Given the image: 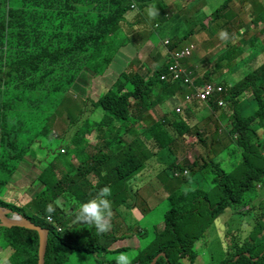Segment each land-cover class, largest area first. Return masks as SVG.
<instances>
[{"label":"trees","instance_id":"16d2710c","mask_svg":"<svg viewBox=\"0 0 264 264\" xmlns=\"http://www.w3.org/2000/svg\"><path fill=\"white\" fill-rule=\"evenodd\" d=\"M12 1L15 2L14 6ZM231 1L224 0L218 9L219 14H215L217 20L210 24L211 28L215 23L223 31H229V23H220L219 18L221 13L229 17L231 9H234L230 5ZM132 4L131 0H0V138L10 135L16 123L22 124L26 115L31 121L42 114L50 115L53 111L50 106H55L56 101H60L59 105L65 101L85 69L100 76L112 63L119 60V48L132 54L133 47H129V44L136 46L135 35L144 36L146 33L144 26L139 24L138 14L131 22L124 18ZM164 6L167 7L165 16H173V6L163 1L162 7ZM259 15L264 22V8L261 6ZM176 20L175 18L167 26L175 35L168 38L163 52H159L161 55L157 51L162 61L156 69L151 70L146 64L147 70L141 73L140 70L145 69L142 63L140 66H131V71L126 69L127 72H121L115 83L106 85V90L95 103L96 108L105 112L104 117L92 124L85 122L81 124V129L74 130L70 138L72 147L60 150V167H46L36 180V183L38 181L44 185V189L37 192L23 207L0 199L1 207L11 209L49 230L46 264H63L68 252L106 255L131 250H110L114 243L127 237L120 228V223L117 222L110 232L99 234L93 225L75 223V213L83 202L95 196L105 186L111 189V196L108 198L113 201V212L117 210L116 205L133 207V204L128 203L130 198H122V195L128 191L129 194L139 191L141 188L132 190L131 182L138 183L137 178L146 170L145 167L153 166L151 158L139 154L137 149L147 143H159L165 150H169L174 138L171 139L170 131L162 130L168 124L174 126V130L182 137L192 130L180 117H175L180 103L175 105L173 117L167 114L159 119L153 113L158 114L156 108L169 99L187 100L185 94L188 85L174 82L173 79L179 72L178 65L183 68L184 62L176 60V55L185 48L182 45L190 32L178 33ZM123 23L127 25L125 28ZM128 25L130 38L127 34L125 38L118 40L117 35L121 31L125 34ZM261 32L251 34L244 44L250 41L251 44H260ZM246 49L247 46L229 49V58L234 54L242 55ZM260 54L262 51L254 56ZM254 60L246 62L250 68L244 70L246 75L240 82H219L227 91L209 100L207 105L213 112L220 113V120L226 128L227 144L222 146V151H228L229 148L234 150L228 153L229 156L240 153V162L232 169L225 170L220 161L211 158L201 168L196 161L187 163L186 172L177 163V159L167 165L165 170L171 172V178L181 179L186 185H183L179 193L175 190V183L165 190L168 200L173 202L165 215V226L161 229L153 225L149 229L145 227L143 233L138 232L141 240L145 236L151 240L148 243L140 241L141 246L136 249L138 256L132 264H152L153 259L161 253L165 255L160 256L156 264H179L174 257L182 256H189L190 264H193L197 258V241L208 237V231L216 226L217 219L226 211H232L233 207L242 213L253 212L250 219L253 227L246 232H227L226 228L233 215L230 213L223 226L225 230L222 238L227 249V259L221 264H264V201L255 203L258 195L250 198L246 196L249 192L258 193V185L264 178V59ZM225 61L229 63L227 56ZM226 68L230 71L231 67L218 61L209 75L198 77L197 84L210 81L212 73H222ZM236 71L239 73L241 70L235 69L229 73ZM193 73L197 76L196 70ZM115 85L116 89H113ZM249 94L250 100L242 101ZM222 98L226 105L219 107L217 103ZM192 102H195V98ZM133 106L138 109H133ZM250 109L252 111L249 113ZM143 111L150 113L145 120L151 122L149 128H144L143 121L135 117L137 115L140 118ZM62 118L69 119L74 126L79 121L69 110ZM122 129L124 133H128V137L120 138L119 132ZM132 132L139 136L134 138ZM89 133L94 135V140L88 139ZM120 139L125 149H118ZM100 140H104L106 145L97 147ZM201 141L205 143L204 140ZM100 143L103 144V141ZM102 148L109 150L110 154L104 155L105 157H111V153L116 151L117 154L113 164L98 169L96 159ZM88 150L95 154L92 155ZM171 156L176 157L174 151ZM40 159L47 162V157ZM1 162L6 165V162ZM208 165L212 167L214 177L208 178L209 188L205 192L192 177H195V171ZM90 176L97 177L99 181L94 184ZM188 177L191 179H187ZM38 186L34 184L33 190ZM145 189L147 192L154 190V187L147 184ZM68 193L77 202L75 206L66 199ZM201 194L204 195L203 200ZM43 201L52 205V212L38 211ZM26 206L34 211L23 213L22 209ZM48 218H52L54 224L48 222ZM55 223L67 229L58 232L59 226ZM75 224L82 227L77 239L71 232ZM113 224L114 220L112 226ZM149 232L152 234L149 235ZM249 235L253 244L246 239ZM39 243L36 231L0 226V264L4 261L8 264H38ZM63 248L66 252L64 255ZM107 262L115 264V259Z\"/></svg>","mask_w":264,"mask_h":264},{"label":"rangeland","instance_id":"374dc122","mask_svg":"<svg viewBox=\"0 0 264 264\" xmlns=\"http://www.w3.org/2000/svg\"><path fill=\"white\" fill-rule=\"evenodd\" d=\"M163 1L167 0H131L136 8H129L125 12V20L131 22L137 16L135 14H138L140 26L143 25L146 29L144 36H141L140 34L135 35L137 37L136 46L132 43L129 44V47H133L131 48L132 54L128 53L126 49L120 50L119 48V51L117 52V54L120 55L119 60L112 63L106 72L100 76L93 71L90 72L88 69H85L72 90L65 97V101L61 105H59L60 101H56L55 106H53V104L50 106L53 109L50 115L43 116L42 114V116L35 121H31L26 115L22 124L20 122L16 123L10 135L0 138V199L8 203L13 202L19 207L27 205L37 192L44 189L42 183L38 181L36 183V180L44 169L49 166H53L55 169L60 167L62 157L60 150L63 147L70 146L69 149L72 147L70 144V138L74 134V130L76 128L81 129V124L85 122L92 124L94 122H99L104 117L105 112L101 108H96L95 103L103 91L106 90V85L111 86L115 83L120 77V73L126 71V69L128 72L131 71V66H140L142 63L145 69H141V73L147 70V65L151 70L156 69L162 61L161 56L157 55V51L158 54L161 55L159 52H163L165 48L164 41L175 35V33L167 27L175 18L177 19L175 26L178 27V33L188 32L191 27H193L196 20L202 22L206 20L207 22L205 23L213 20L214 17L211 14L215 13L218 15V9L224 3V0H202L201 2L200 0H190V4H187L185 1L174 0L175 9L172 11L174 16L167 18L165 16L167 7H162ZM249 2L251 3L252 0H249ZM249 2L248 0H245L247 8L250 7ZM12 5H15L14 1H12ZM230 5L234 6L235 14H237L239 20H241L239 24L237 22L233 24L235 26V31L238 27L246 28L250 26L247 28L244 35L248 38L251 34L256 35L261 32L262 29L264 30V22L261 26H253V24L249 22V19L247 18L249 11H246V9L242 7L239 0H232ZM262 7L264 8V3L262 4ZM238 9H242L243 11L238 12ZM153 10L157 13L155 16L149 14ZM185 11H188L189 14L183 15L182 13ZM201 14H203V16H201ZM133 15L135 16L132 17ZM226 20L227 18L224 15L222 21L225 22ZM156 25L158 26L157 28L155 27ZM122 26L125 28L127 25L123 23ZM197 28L202 29L201 27ZM129 30L130 26L128 25L126 33L124 34L121 31L117 35V39L122 40L127 34L128 38H130ZM197 34L198 33L189 36L184 41L187 46H195L191 61L197 65V63L201 62L205 56H208V58L214 59V63H218L220 55H216V52L213 54L208 52L207 54V52L199 48V45L197 44ZM222 37V32L219 31L216 35V40L220 41ZM259 40L261 41L260 44L253 43L256 47L255 49L253 45L248 46L246 54H249V52L252 51L258 52L264 48V32L261 34ZM241 43L242 42L240 41L236 42V44ZM155 47H157L158 50ZM254 58H257L259 61L264 59V52L257 57H251L248 55L242 56V62H239L242 64L238 65L239 70H241L239 73L238 71L231 73L227 72L226 75L225 73L217 72L212 76L210 81L216 83L227 82L230 84L240 82L246 75L244 70L250 68L246 65V62L249 59L254 60ZM127 66L128 68H126ZM113 89H116V85ZM188 90L187 94L192 91L190 85L188 86ZM249 95L246 98L244 97L242 101H245L246 99L250 100L251 94ZM87 98L89 99L87 100ZM180 100L181 101L178 99H169L167 103L156 108L158 114L154 111L153 113L159 119L167 114H170V116L173 117L174 115L172 111H174L175 105L177 103L182 104L180 105L181 113H177L179 115L176 114L175 117L177 119L180 117L192 127L190 133H186L182 137L174 130V126L168 124L162 130H166L167 132L170 131V134L172 135L171 139L174 138V140L171 141L169 150H165L159 143H147L146 145H141L140 148L137 149L139 154H144V156L146 155L151 158L150 162L155 169H153L148 177L140 178L138 183L131 182L132 190H139L141 188L140 191H142L143 188H146L147 184H151L156 192L155 198L148 200L145 198L146 194L144 197H140L135 196L134 194H129V191L124 192L122 198L129 197L130 199L128 200V203L133 204L134 206L127 208L124 207V205H120L116 211V216L121 219V223L119 224L120 228L127 237L124 240H118L120 244L117 242L114 243L110 247V250L131 248L128 253L132 255L133 260H136L138 256L136 249L138 247L140 248V241L141 243H148L151 240L150 238H147L145 234L143 235L145 236L144 240H141L139 234L136 233L135 230L143 233L145 227L149 229L152 228L153 225L163 229L165 226V215L173 206V202L168 200L165 190L170 187L169 185L175 183L177 185L175 190L179 193L183 185H186L182 183L183 181L181 179L171 178V172L165 170L167 165L172 163L174 159H177V163L186 169L188 166L186 162L189 163L188 158L191 157L192 161H197L201 168L205 163H209V160L213 158L218 151L215 159L222 163V167L225 170L232 169L240 162V153H234L232 156H229L228 153H232L234 150L229 148L228 151H222V146L227 144V141L225 139L226 128L222 125L223 122L220 120V113L212 112L209 109L201 107L199 102H189L182 100L181 98ZM253 107L256 108L254 104ZM132 108L135 110L138 109L136 106H133ZM67 110H69L75 118L79 119L76 126H74L69 119L62 118L63 114L67 113ZM251 111L252 109L248 112L250 113ZM149 114V112L143 111L140 118H137V115L135 116L136 119L143 121L142 125L144 128L150 127L151 122L145 121L148 119ZM171 123H174V121H171ZM64 125L65 127H62ZM220 131H222V133ZM119 136L120 138H126L128 137V133H124V130L122 129L119 132ZM132 136L137 138L139 135L132 132ZM201 140H204L205 143L203 144ZM102 141L103 144L100 143ZM102 141H99L97 147L106 145L104 144V140ZM122 142L123 141L120 139V144H118L119 150L125 149ZM114 148H116V146ZM88 151L92 155L95 154L91 150ZM173 151L177 158L171 156ZM109 154L108 149H101V153L96 159V168L103 169L108 164L114 163L117 151L111 153V157H105ZM45 157H47V162H42L40 158ZM1 161L6 162V165L4 166ZM37 161H39V164H37ZM201 170L195 171L197 173H195V177L192 178L196 179L201 190L208 192V178L214 177V173L212 172V167L210 165ZM90 178L92 182L94 181L97 183L99 181L97 177L90 176ZM187 179L191 178L188 177ZM34 184L39 186L33 190ZM258 188V193L249 192L246 195L247 198L258 195L255 199V203H258L260 200L264 201V178L258 185ZM143 192H146V189L143 190ZM201 198L203 200V194H201ZM66 199L69 200V203L72 206L77 204L70 193L66 195ZM48 206L49 205L43 201L40 203L38 211H46ZM231 210L232 211H226L219 219H217L218 222L216 223V226L208 231V237H202L197 241L195 244L197 258L193 264H221L222 261L227 259V249L222 240L225 230V227L223 230V226L226 220L230 217L231 212L233 215L230 217L229 224L226 228L227 232L235 230L246 232L253 227V224L250 221L253 212L242 213L234 207L231 208ZM25 211L31 212L34 210H31L29 206H26L24 210L22 209L23 213H25ZM115 224H117V220L114 218V224L112 227H114ZM212 226H214V224ZM61 227L63 228V231L67 229L63 225ZM81 229L82 227L79 224H75V227L71 229L75 239H77ZM150 234H152V232H149V235ZM246 239L253 244L250 235L247 236ZM113 247L114 249H112ZM62 254H66L64 248ZM117 255H119V253H109L104 255L101 253L86 254L85 252H73L70 254L68 252L67 260L63 264H110L113 262L107 261L115 259ZM174 259H177L179 264H190L189 256L174 257ZM1 260H3V258H1ZM1 264L8 263L4 261ZM135 264L138 263L136 262Z\"/></svg>","mask_w":264,"mask_h":264},{"label":"clouds","instance_id":"9594fccd","mask_svg":"<svg viewBox=\"0 0 264 264\" xmlns=\"http://www.w3.org/2000/svg\"><path fill=\"white\" fill-rule=\"evenodd\" d=\"M239 2H240V4H242V7L244 8V9H246V11H249L248 12V15H247V18L249 19V22L250 23H252L253 24V26L255 25V26H261L262 24H263V21L259 18V17H257L256 19H252V20H250V11H251V8L249 7V8H247V6H246V3H245V0H239ZM264 3V2H263ZM263 3H261V7H262V4ZM252 4H249V6H251ZM136 7H135V5H134V3L131 5V9H135ZM151 16H155L157 13H156V11L155 10H153V11H151L150 13H149ZM135 15H137V14H135ZM213 17H214V19L213 20H217V17H216V15H215V13H212L211 14ZM201 16H203V14H201ZM224 16V14L223 13H221V16H220V23H222L223 21H222V17ZM199 18V17H198ZM227 18V20L229 19V17H226ZM213 20H210L208 23H205V22H207L206 20H204L203 22L202 21H195V25H196V27H201L203 30H212V31H214V26L217 28V30H219V31H221L222 32V34L223 35H226L229 31H223L222 29H220V27L219 26H217L215 23H214V26L211 28L210 27V24H211V22L213 21ZM226 20V21H227ZM225 21V22H226ZM240 23L241 22V20H237V21H235V22H233V24L234 23ZM232 24V25H233ZM156 28L158 27L157 25L155 26ZM228 27H229V30H230V24L228 25ZM250 26H248V27H238L237 29H236V31H239V30H241V29H245V32H246V30H247V28H249ZM191 31V30H190ZM190 31H188V32H186V33H189ZM245 32H244V34H243V37L239 40L240 42H242L241 44L243 45V47L244 46H247V48H248V46L249 45H253V44H251L250 42H248V43H246V44H244V41H246L247 40V38L244 36L245 35ZM185 33V34H186ZM141 35V34H140ZM142 36V35H141ZM188 37H189V35H188ZM187 37V38H188ZM253 40V39H252ZM168 38L164 41V44L165 45H167L168 44ZM237 46H239L240 47V44H237L236 46H232L231 44H230V42L228 41L227 42V51H229V49H231V48H236ZM182 47H185L183 50H181V51H179V52H177V55H180L182 52H185L186 50H188L189 52H190V54L189 55H184V56H182V57H178L177 55H176V60H178V61H183V60H185V59H187L189 56H191V54H192V50L194 49V46L193 45H190V46H187V45H185V43L182 45ZM253 47H254V49L256 48L255 47V45H253ZM242 48V47H241ZM247 50V49H246ZM246 52V51H245ZM184 69V72H185V74H191V77L195 80V84H196V86H201L202 84H197V80H198V78H196L195 77V75H194V73H193V71L194 70H196V69H194L193 71H190V70H186L185 68H183ZM208 82H211V83H216V82H214V81H207V82H204V83H208ZM182 83V82H181ZM216 84H218V83H216ZM184 85H187V84H184ZM189 86V85H188ZM191 89H192V91H190V92H195L194 91V88L191 86ZM193 93H188V94H185V96L187 97V95H189V94H193ZM217 96V95H216ZM89 98H87V100H88ZM220 100H223V98L222 99H220ZM185 101H188V100H185ZM224 101V100H223ZM189 102H192V100L191 101H189ZM195 102H200L198 99H196L195 98ZM200 103H205V104H207L208 105V102H200ZM218 103H219V101H218ZM217 103V104H218ZM180 105H182V104H180ZM180 105L178 106V107H180ZM226 105V102L224 101V105L223 106H225ZM187 106V105H186ZM218 106L219 107H222V106H220L219 104H218ZM210 110V109H209ZM210 111H212V110H210ZM213 112V111H212ZM178 113V112H177ZM179 115V114H178ZM60 126H61V122H60ZM192 128V127H191ZM202 142V141H201ZM216 151V150H215ZM216 154H217V152H216ZM216 154H215V156H216ZM215 156L213 157V158H215ZM195 161H193V162H190L189 161V163L190 164H192V163H194ZM197 162V161H196ZM186 163H188V162H186ZM197 166L199 167V165H198V162H197ZM200 168V167H199ZM184 169V168H183ZM185 171L184 172H186L188 169H184ZM111 196V189H110V187L109 186H105V187H103V188H101L100 190H99V192L95 195V196H93L92 198H90L89 200H87L86 202H83L80 206H79V209H78V211L75 213V223H83V224H88V225H93L94 227H95V229H96V231H97V233H99V234H106V233H108V232H110L111 231V229H112V217H113V208H112V202H111V200L108 198V197H110ZM117 207H118V205H116ZM46 211L47 212H52L53 211V208H52V205H49L48 206V208L46 209ZM52 224H54V223H52ZM55 225H58L59 226V228H61V231H58V232H62V230H63V228L59 225V224H57V223H55ZM132 261H133V257H132V255L130 254V253H128V252H121V253H119V255H117L116 257H115V264H132Z\"/></svg>","mask_w":264,"mask_h":264},{"label":"crops","instance_id":"0c3cea01","mask_svg":"<svg viewBox=\"0 0 264 264\" xmlns=\"http://www.w3.org/2000/svg\"><path fill=\"white\" fill-rule=\"evenodd\" d=\"M180 1H185V2H187V4H190V0H180ZM248 2H249V0H248ZM263 2H264V0H252L251 3L249 2V4H252L250 6V8H251L250 20L256 19L257 17H260L259 10H260L261 3H263ZM167 3L169 5H171V6H173V8L175 9L174 0H167ZM256 9H257V11H256ZM231 10L232 11H231V13L229 15V19L226 21V23L230 24V30H229V32L226 35L222 34L223 37L221 38L220 41L216 40V35L219 32V30H217V28L215 26H214V31H212V30L209 31L207 29L203 30V29L197 28L196 25L194 24L193 27H191V29H190L191 31H190V35L189 36H192V35L198 33L197 34V38H198L197 44L199 45V48L201 50L207 52V54H208V52L211 53V54L216 52V55H220L218 61L221 64H223V65L230 66L231 67L230 71H234L235 69H239V66H238L239 64H242V63H239V62H242V59H244V58L241 59L242 56L248 55V56L252 57V56H254L257 53H260L261 51L263 53L264 52V48L261 49L258 52H253V51L249 52V54H246V52H244L242 55L234 54L231 59L229 58V52L227 51V42L229 41L232 46H236L237 45L236 42L239 41L243 37V34L245 32L244 28L239 30V31H235V26L232 25V24H233V22L237 21L239 19V17H238L237 14H235V10L234 9H231ZM182 14L186 15V14H189V12L185 11ZM134 16L135 15H133L132 17H134ZM128 22H130V21H128ZM203 31H205V32H203ZM240 47L243 48V45L240 44ZM194 50H195V46H194V49L192 50L191 56H189L187 59L183 60V62H184V63L182 62L183 63V68H185L186 70H190V71H193L194 69H196V74H197V76H195L196 78L204 77L206 75H209V71L211 70V68L213 66H216L217 63H214V59H211V58H208V56H205L202 59L201 62H199V63H197V65H195L191 61V57L193 55ZM226 56H227V60H228L229 63H227V61H225ZM230 71H229L228 68H226V69L222 70V73L226 74L227 72L229 73ZM215 73H217V72H215ZM213 75H214V73H212V76ZM210 78L212 79V77H210ZM187 90H188V88H187ZM200 106L205 108V109H209L207 107V104H205V103H200ZM93 137H94V135L92 133H89L88 139L89 140H94ZM188 159H189L190 162H193L191 157H189ZM145 169L146 170L139 175L137 180H139L140 178H146V176H149V174L155 168L152 166V167H149V168L145 167ZM90 180H91V178H90ZM132 182H136V181H132ZM93 183L95 184L96 182L93 181ZM143 190H145V188H143L142 191H140V190L139 191H133L131 193L134 194L135 196H140V197H144L145 194H146L145 198L148 199V200H152V199L155 198V196H156L155 193L156 192L154 190H148L147 192H143ZM117 208L118 207H116L115 209H117ZM116 211L117 210H114V212H113L112 220H114V218H115L118 223H121V219L116 216ZM135 232L136 233H138V232L140 233V231H136V230H135ZM120 240H122V239H120ZM117 243L120 244L119 241H117ZM112 249H114V247Z\"/></svg>","mask_w":264,"mask_h":264},{"label":"water","instance_id":"95a60500","mask_svg":"<svg viewBox=\"0 0 264 264\" xmlns=\"http://www.w3.org/2000/svg\"><path fill=\"white\" fill-rule=\"evenodd\" d=\"M0 226L5 228L20 227L28 230H33L39 234V252H38V264H46L45 256L47 253L49 230L42 228L34 224L31 220L24 217L21 214L14 212L11 209L0 206ZM164 253L159 254L153 259L152 264H156L160 256H164Z\"/></svg>","mask_w":264,"mask_h":264},{"label":"built area","instance_id":"2783aa9c","mask_svg":"<svg viewBox=\"0 0 264 264\" xmlns=\"http://www.w3.org/2000/svg\"><path fill=\"white\" fill-rule=\"evenodd\" d=\"M189 55L190 52L186 50L185 52H182L180 55H177L178 57H182L184 55ZM179 72L175 75L173 81L174 82H183L184 84L190 85L194 88V93L187 95V100L191 101L193 98L198 99L200 102H208L212 98H214L216 95L223 94L227 91V88L220 84L216 83H203L201 86H196L195 80L191 77V74H185L184 69L178 65ZM220 106L224 105L223 100H219L218 103ZM176 112L181 113V108L178 107L176 109ZM48 222H52V218H48ZM58 231H61V228H58Z\"/></svg>","mask_w":264,"mask_h":264}]
</instances>
